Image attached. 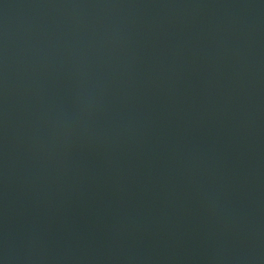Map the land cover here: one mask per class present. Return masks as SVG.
Returning <instances> with one entry per match:
<instances>
[{
	"label": "water",
	"instance_id": "obj_1",
	"mask_svg": "<svg viewBox=\"0 0 264 264\" xmlns=\"http://www.w3.org/2000/svg\"><path fill=\"white\" fill-rule=\"evenodd\" d=\"M0 264H264V0H0Z\"/></svg>",
	"mask_w": 264,
	"mask_h": 264
}]
</instances>
